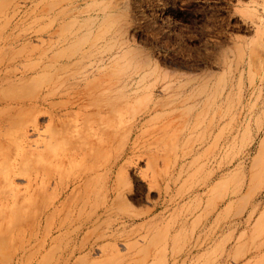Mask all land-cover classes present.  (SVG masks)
Instances as JSON below:
<instances>
[{
    "label": "rangeland",
    "instance_id": "rangeland-1",
    "mask_svg": "<svg viewBox=\"0 0 264 264\" xmlns=\"http://www.w3.org/2000/svg\"><path fill=\"white\" fill-rule=\"evenodd\" d=\"M0 231V264H264V0H0Z\"/></svg>",
    "mask_w": 264,
    "mask_h": 264
},
{
    "label": "bare ground",
    "instance_id": "bare-ground-1",
    "mask_svg": "<svg viewBox=\"0 0 264 264\" xmlns=\"http://www.w3.org/2000/svg\"><path fill=\"white\" fill-rule=\"evenodd\" d=\"M106 80H107V79H106ZM102 83H103V82H102ZM110 83H112V81H111ZM110 83H109V84H110ZM109 84H108V85H109ZM108 85H107V86H108ZM109 86H110V85H109ZM111 86H112V84H111ZM113 86H114V84H113ZM102 88H103V87H102ZM102 88H101V89H102ZM103 89H104V88H103ZM107 89H108V88H107ZM104 90H106V88H105ZM106 91H107V90H106ZM87 93H88V92H87ZM3 228H4V227H3ZM7 228H8V226H7ZM7 228L5 227L4 229H7ZM0 233H2V231H0ZM2 236H3V235H2ZM2 238H3V237H2ZM20 262L22 263V260H21Z\"/></svg>",
    "mask_w": 264,
    "mask_h": 264
}]
</instances>
